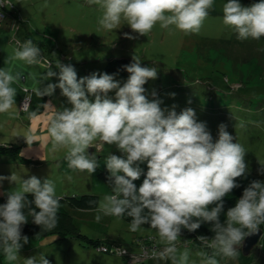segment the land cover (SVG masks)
<instances>
[{"label":"clouds","instance_id":"clouds-1","mask_svg":"<svg viewBox=\"0 0 264 264\" xmlns=\"http://www.w3.org/2000/svg\"><path fill=\"white\" fill-rule=\"evenodd\" d=\"M88 3L103 9L98 21L102 28L112 31L123 20L133 33L146 36L157 23L162 28L174 25L185 33L199 32L214 0H88ZM223 23L233 28L240 40H259L264 37V0L249 6H242L239 0H227L223 5ZM40 56V47L29 39L14 50L12 59L35 65ZM132 60L124 66L130 75L122 85L114 74L93 72L78 78L71 64L57 61L58 73L52 71V63L48 64L33 91L37 97L51 96L59 88L71 105L47 118L53 150L67 148L64 158L68 167L89 174L99 167L98 159L88 153L94 141L114 145L122 154L110 153L105 160L112 194L99 203L94 217L97 223L103 216L126 215L131 218L132 232L149 224L166 242L160 257L171 259L172 264L189 261L187 249L178 255L177 242L182 229L194 232L202 223H210L214 236L197 237L205 248L214 250L211 255L199 253L202 264H218L217 256L236 260L243 240L264 224V182H250L221 223L223 198L239 186L237 178L247 173L245 148L234 141L224 125L219 126L218 138L213 141L205 123L196 120L191 108L177 114L173 106L165 114L160 106L162 101L149 100L143 87L147 80L157 78V68L141 66L138 56ZM53 76H58V83L41 86ZM20 80V73L0 68V114L18 116L13 111L17 91L12 85ZM113 90L114 98L109 96ZM152 96H156L154 91ZM30 116L35 117L36 113L31 112ZM144 162L147 172L137 188L134 181L140 178L143 170L139 164ZM18 179L19 189L10 191L6 203L0 204V250L9 264L18 260L22 243H28V237L22 235L28 218L42 231H51L58 225L61 207L53 180L42 181L34 175L27 179L15 174L0 175V182L8 180L16 184ZM26 194H32L34 199L28 200ZM25 264H50V261L41 254L39 260L26 258Z\"/></svg>","mask_w":264,"mask_h":264},{"label":"rangeland","instance_id":"rangeland-1","mask_svg":"<svg viewBox=\"0 0 264 264\" xmlns=\"http://www.w3.org/2000/svg\"><path fill=\"white\" fill-rule=\"evenodd\" d=\"M15 1L18 6H7V10L20 12L26 40L40 47L41 56L38 64L29 65L32 67L29 72L25 62L21 61L20 65L15 60L17 72H25L21 86L18 83V92L28 94L30 102L21 114L22 120L14 122L11 118L8 124V116L0 115V173L14 168L6 160L16 155L21 163L20 171H26V175L15 172L17 177L27 179L34 175L42 181L51 179L56 184L58 197L92 193V174L70 169L64 158L67 148L53 150L48 133L47 118L71 105L59 88L51 96L42 97H37L33 89L38 87L37 81L49 63L52 71L59 72L57 61L73 65L78 78L93 72L114 74V79L122 85L129 75L120 76L116 71L124 69L133 62V56H138L141 66L157 68V78L143 85L149 100H161L165 114L173 106L177 114L186 108L193 109L196 120L205 123L213 141L218 138L219 126L224 125L234 141L246 150L247 172L264 181V37L238 39L235 30L223 23V5L227 0H214L197 33H185L174 25L162 28L157 23L146 36L133 33L123 20L112 31L102 28L98 21L103 9L89 4L88 0H20V6ZM239 2L249 6L258 0ZM125 33L136 38L128 39ZM122 60L124 63H118ZM48 83H58V76L44 80L41 86ZM109 96L114 98V90ZM46 103L51 107H46ZM31 112L36 116H30ZM88 153L98 159V168L106 171L104 163L108 155H122L114 145L99 140L93 142ZM19 187V179L11 185L0 182V197ZM97 194L99 203L108 195L102 191ZM96 214V210L72 213L80 233L92 239L112 241L116 245L111 247L114 252L99 251V246L69 236L47 234L22 243L18 260L12 264H25L28 257L39 260L41 254L46 255L50 264H172L171 259L160 257L166 242L158 232L141 226L132 232L131 223L115 216H103L97 223ZM147 239L155 241L147 243ZM177 248L178 255L185 249L189 251L188 264H202L203 258L199 255L204 252L202 248L180 238ZM249 255L252 264H264V236ZM0 264H9L4 255L0 257ZM218 264L238 262L226 258L218 260Z\"/></svg>","mask_w":264,"mask_h":264},{"label":"trees","instance_id":"trees-1","mask_svg":"<svg viewBox=\"0 0 264 264\" xmlns=\"http://www.w3.org/2000/svg\"><path fill=\"white\" fill-rule=\"evenodd\" d=\"M9 1V0H8ZM7 6L13 7L12 3L9 1V3H5L4 6L0 5V9L4 11L5 17L4 19L0 22V25L2 22L5 21V19L8 16H11L10 11L7 10ZM17 21L20 23V18L18 15H14ZM215 44V43H213ZM216 45V44H215ZM118 63H124V60L118 61ZM117 64V62L115 63ZM117 74L120 76H127L130 75L125 68L124 69H119L116 71ZM23 91L26 93L27 90L23 88ZM27 95V94H25ZM24 95V96H25ZM23 96V97H24ZM22 97V98H23ZM21 98V99H22ZM20 99V100H21ZM1 148V147H0ZM14 158H17L18 156L14 155ZM139 167L143 170L142 174L139 179L134 181V184L138 188L140 184L143 182L144 179V174L147 172V164L146 162L140 163ZM254 180H259L261 182H264L263 180L259 179L258 177L254 176L253 174H250L249 172L246 173V175L237 178V184L239 185L238 187L234 188L229 194H227L223 198V211L220 213L219 219L220 222L223 223L226 220V212L230 207H234L236 201L241 197L244 188H246L250 182ZM92 188L93 192L92 193H82V194H74V195H65L61 196L60 198V204L61 207L58 211V225L51 231H42L40 229V226L34 224L32 222V218H28V223H26L22 227V235H26L28 238L36 239L41 236L47 235V234H57L59 237L63 236H69L72 237L76 240L80 241H85L88 242L94 246H99L98 249L99 251L103 252H114L112 251L111 247L114 245L112 241L109 240H98V239H92L88 237L85 234H82L79 232L78 225L76 219L73 217L72 213L76 211H91V210H96L98 207L99 203V193L100 191L106 193V194H112V185L109 181V173L106 170L97 168L96 171L92 174ZM95 190V191H94ZM28 200H33L34 197L32 194H26ZM7 196L0 197V204L6 203ZM214 205H211L209 207H213ZM33 207H35L33 205ZM38 210V209H37ZM125 221L131 223V218L128 216L121 217ZM141 227H145L151 230H154L157 232L156 229L152 228L149 224H144L141 225ZM211 224L210 223H202L200 228L197 229L194 232H189L186 229H182L181 236L179 237L180 239L190 243L193 247H198L202 248L205 253L208 255H211L214 250L205 248L201 242L197 239L198 236H206L209 239H211L214 236V232L211 231ZM260 227L264 231V224L260 225ZM264 236V234H263ZM152 242H154V239H150ZM149 239H147V243L150 242ZM105 248V249H103ZM111 249V250H110ZM117 250V249H115ZM119 250V249H118ZM118 252V251H117ZM239 257L235 260L238 262V264H252V258L251 256L248 255H243L241 252V249H239ZM121 253V252H120ZM3 255L2 250H0V257ZM217 260L223 261L226 258L222 256H217Z\"/></svg>","mask_w":264,"mask_h":264},{"label":"crops","instance_id":"crops-1","mask_svg":"<svg viewBox=\"0 0 264 264\" xmlns=\"http://www.w3.org/2000/svg\"><path fill=\"white\" fill-rule=\"evenodd\" d=\"M17 1L19 3L20 0H17ZM10 2L12 3L13 7H15L17 5V2L15 0H10ZM21 4L19 3V6ZM25 4H27V3L24 2V5ZM16 12H18L17 14H18V16L20 18V23H21L23 20H22V17L20 15V12L19 11H14V12L11 13V16H8L6 18V20L4 22H2V24L0 25V68H2V69H11L14 74L18 73L17 70H16V66L18 65V63H17V61L12 59L13 56H14V50L19 48L20 44H23L26 41V38H27V37H25V33H24L26 29H23L25 26L24 25H20L19 21H17L16 18L14 17V14ZM17 41H20V44H18ZM20 65H21V61H20ZM31 68L32 67L28 65V72L31 71L30 70ZM19 73L22 76V78H21V80H22L23 77H24L23 74H25V72L20 70ZM21 80L19 82L20 86L22 84ZM12 86L14 88H16V91H17L16 97H15L16 108H14V110H13V111L18 113V116L16 118H13V119H15L14 122H16V119L17 120L21 119V114L23 113V111L20 110L19 103H20V99L24 95H22V93L18 92V91H20L19 87H18V83L13 84ZM0 115H7L8 116L7 123L9 124V122L11 120L9 115L8 114H0ZM27 124H29L28 120H27ZM16 159L17 158L7 159L6 160L7 164H10V166H12L14 168H12L11 170L9 169L7 171H3V172L0 173V175L10 176L11 174L9 175V171H11L10 173H12V174H15V172H17V173L19 172L22 175H26L25 169H22V170H24V172L20 171L18 166H21V163H19ZM21 179H23V177ZM3 182H5L8 185H11L12 183H14V182H9L8 180H4Z\"/></svg>","mask_w":264,"mask_h":264},{"label":"water","instance_id":"water-1","mask_svg":"<svg viewBox=\"0 0 264 264\" xmlns=\"http://www.w3.org/2000/svg\"><path fill=\"white\" fill-rule=\"evenodd\" d=\"M264 234L263 229L260 227L259 230L250 236H247L240 247L243 255H248L254 246L258 243L262 235Z\"/></svg>","mask_w":264,"mask_h":264},{"label":"built area","instance_id":"built-area-1","mask_svg":"<svg viewBox=\"0 0 264 264\" xmlns=\"http://www.w3.org/2000/svg\"><path fill=\"white\" fill-rule=\"evenodd\" d=\"M0 3H3V5H4L5 3H9V1L8 0H0ZM4 17H5L4 11L2 9H0V22L4 19ZM29 102H30V96L27 94L20 100V103H19L20 110L21 111L27 110ZM103 249H105V248H103ZM117 251H118V249H117ZM120 252H122V251H120Z\"/></svg>","mask_w":264,"mask_h":264}]
</instances>
